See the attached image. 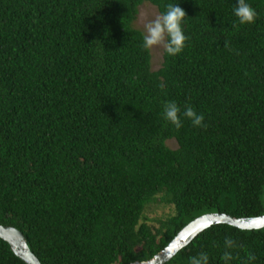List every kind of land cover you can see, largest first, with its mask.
I'll return each mask as SVG.
<instances>
[{
  "label": "trees",
  "instance_id": "trees-1",
  "mask_svg": "<svg viewBox=\"0 0 264 264\" xmlns=\"http://www.w3.org/2000/svg\"><path fill=\"white\" fill-rule=\"evenodd\" d=\"M145 2L186 12L183 51L156 69L133 26ZM246 3L250 24L237 0H0V224L42 264L147 260L200 214L264 213V0ZM202 252L264 264V227L212 224L164 264ZM0 264H25L1 238Z\"/></svg>",
  "mask_w": 264,
  "mask_h": 264
},
{
  "label": "clouds",
  "instance_id": "clouds-1",
  "mask_svg": "<svg viewBox=\"0 0 264 264\" xmlns=\"http://www.w3.org/2000/svg\"><path fill=\"white\" fill-rule=\"evenodd\" d=\"M166 9L165 13L157 15L144 24L142 46L146 50L153 47H162L169 56H174L183 51L188 40L182 28L186 12L173 3L167 4ZM234 14L240 24L253 23L258 15L256 10L246 3V0H237ZM224 46L230 47L227 42L224 43ZM163 113L166 121L171 122L177 129L182 127L181 109L174 101H169L164 105ZM183 116L188 118L194 127H205L203 114L197 113L191 106H185ZM183 246L185 245L179 247L173 245V248L179 251ZM225 247L229 249L236 247V243L232 239L226 238ZM222 259L225 262L230 261L232 259L231 253L225 251ZM249 260H255V256L249 254ZM191 264H208L207 253L202 252L198 256L192 257Z\"/></svg>",
  "mask_w": 264,
  "mask_h": 264
},
{
  "label": "water",
  "instance_id": "water-1",
  "mask_svg": "<svg viewBox=\"0 0 264 264\" xmlns=\"http://www.w3.org/2000/svg\"><path fill=\"white\" fill-rule=\"evenodd\" d=\"M217 223H226L241 229H257L264 227V213L255 216L235 217L225 212H205L182 226L170 241L149 259L134 260L128 264H164L177 252L173 245L177 247L187 245L203 229ZM0 238L7 242L11 251L25 264H42L29 249L24 234L17 227L9 224H0Z\"/></svg>",
  "mask_w": 264,
  "mask_h": 264
},
{
  "label": "rangeland",
  "instance_id": "rangeland-1",
  "mask_svg": "<svg viewBox=\"0 0 264 264\" xmlns=\"http://www.w3.org/2000/svg\"><path fill=\"white\" fill-rule=\"evenodd\" d=\"M157 15H159V12L157 11L156 7L145 2L139 6L137 16L133 22V26L140 29L144 33V24L149 20L154 19ZM149 50L151 54V68L156 69L160 65L163 48L153 47ZM166 144L171 148H174L176 146L174 140H167ZM169 211L170 206H167L165 203L159 202L152 205L151 207H148L145 210V214L149 218H155L159 215H162V213H169Z\"/></svg>",
  "mask_w": 264,
  "mask_h": 264
}]
</instances>
